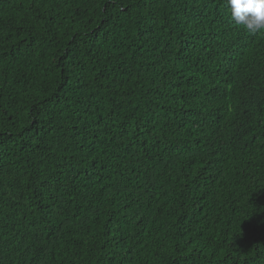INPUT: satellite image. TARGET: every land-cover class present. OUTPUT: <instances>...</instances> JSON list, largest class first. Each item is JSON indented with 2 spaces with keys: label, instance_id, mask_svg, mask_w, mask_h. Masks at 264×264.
<instances>
[{
  "label": "trees",
  "instance_id": "16d2710c",
  "mask_svg": "<svg viewBox=\"0 0 264 264\" xmlns=\"http://www.w3.org/2000/svg\"><path fill=\"white\" fill-rule=\"evenodd\" d=\"M0 264H264V31L0 0Z\"/></svg>",
  "mask_w": 264,
  "mask_h": 264
},
{
  "label": "clouds",
  "instance_id": "9594fccd",
  "mask_svg": "<svg viewBox=\"0 0 264 264\" xmlns=\"http://www.w3.org/2000/svg\"><path fill=\"white\" fill-rule=\"evenodd\" d=\"M230 19L251 34L264 31V0H225Z\"/></svg>",
  "mask_w": 264,
  "mask_h": 264
}]
</instances>
